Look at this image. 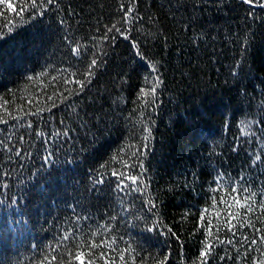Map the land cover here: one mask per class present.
<instances>
[{"label": "trees", "instance_id": "obj_1", "mask_svg": "<svg viewBox=\"0 0 264 264\" xmlns=\"http://www.w3.org/2000/svg\"><path fill=\"white\" fill-rule=\"evenodd\" d=\"M206 227L264 264V7L0 0V264H202Z\"/></svg>", "mask_w": 264, "mask_h": 264}, {"label": "snow or ice", "instance_id": "obj_2", "mask_svg": "<svg viewBox=\"0 0 264 264\" xmlns=\"http://www.w3.org/2000/svg\"><path fill=\"white\" fill-rule=\"evenodd\" d=\"M44 2H46L48 4H51L52 0H44ZM241 2L242 3H248L249 5H258V6L264 7V3H261V0H241ZM39 3H40V0H31V7L35 8V7L38 6ZM23 7L27 8L28 5L25 4ZM131 12H132V9L129 8L127 10V13H131ZM126 16H127V14H126ZM113 29H115L116 31L120 30V29H118L116 27V25H112L110 28H108V32L113 31ZM9 31H11V29H9ZM106 36H107V34H105V38H106ZM73 51H74V53L76 55H79V51H80L79 48H75V49H73ZM96 64H97V60L96 59H92L91 60V65L95 66ZM153 70L155 71V69H153ZM88 75H91V72H89ZM69 82H72V81L69 80ZM160 83H162V81H160L159 78L157 77L156 81L153 84H151V86L147 90L144 89V88L140 89V92L138 94L139 97L141 99H143L145 97H153L154 98L156 90L159 87ZM81 86H83V85L81 84ZM153 102H154V99H153ZM146 131H148L149 135H150V130L146 129ZM147 138H148V136L145 137V139H147ZM132 155L136 156V153L134 152V153H132ZM257 158L259 159V157H257ZM113 159H115V157ZM118 162L123 163L125 168L133 167V165L128 164L127 161H123L122 159H121V161H118ZM140 167L143 168L142 163L140 164ZM112 175L120 177V184L118 185V187H120L121 189H123L124 187H128L129 185L125 184L124 181H129L130 184L137 185V188L133 189L134 191H141V192L143 191L142 186L140 185V178L138 176L126 175L125 173L120 172L118 170L113 171ZM239 191H241V189H235L234 188V189L230 190V192H233V193L239 192ZM148 203L152 207H155V205L151 201H149ZM219 203L225 205V212L228 215V219L223 220L221 222V226L230 225L231 224V220H233V219H238L240 224L246 223L245 220L240 218V213L239 212H237V213L229 212V209L232 207V205L229 204L227 199L221 200V201H219ZM232 203L236 204V203H239V201L238 200H233ZM241 207L246 212H251L252 211L251 204L247 200H245L244 205H242ZM207 224L210 225L211 221H208ZM248 226L254 227V225H252L251 223H249ZM234 228H236V225H231L229 227V230L232 231ZM205 230L207 231L208 236L206 238V241L203 242L204 243V250L200 253V257H199L200 260L202 261V264H207V261H206L205 258L211 254V251H212V248H213V244L209 243L208 241H210V240H212L214 238V232H213V229L211 227H206ZM218 230H219V228H217V231ZM233 234H235V232ZM65 238L67 239V237H65ZM216 239H218V238H216ZM261 240H264V235L261 236ZM219 242L220 243H224L223 241H219ZM227 242L231 243V241H227ZM250 243L255 244V243H257V240L253 239V240L250 241ZM99 246H107V247L111 248L112 244L108 243L107 241H104L103 245L97 244V243H92V244L89 245L90 248H95V247H99ZM74 256H75V259L77 261H79V264H94V261H92L90 258L86 261L85 254L82 251L79 252V253H75ZM120 259L123 260L124 257L121 256Z\"/></svg>", "mask_w": 264, "mask_h": 264}]
</instances>
